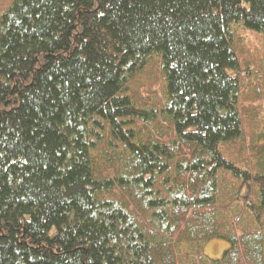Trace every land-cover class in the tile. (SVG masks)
<instances>
[{
  "label": "trees",
  "instance_id": "1",
  "mask_svg": "<svg viewBox=\"0 0 264 264\" xmlns=\"http://www.w3.org/2000/svg\"><path fill=\"white\" fill-rule=\"evenodd\" d=\"M240 25L264 32V0H13L0 264H264V83H240Z\"/></svg>",
  "mask_w": 264,
  "mask_h": 264
},
{
  "label": "rangeland",
  "instance_id": "2",
  "mask_svg": "<svg viewBox=\"0 0 264 264\" xmlns=\"http://www.w3.org/2000/svg\"><path fill=\"white\" fill-rule=\"evenodd\" d=\"M13 0H0V16L3 14ZM236 43L235 50L238 54L239 69L237 74L242 84H251L255 80L264 83V32L251 31L245 29L242 25L235 28ZM234 72V70H231ZM236 72V71H235ZM258 104V103H257ZM259 104L264 110V91ZM256 105V104H255ZM245 119V118H244ZM259 125L264 127V114H262ZM246 135L257 129L250 116L245 120ZM230 243L221 238H214L208 241L204 247V252L212 259L221 258Z\"/></svg>",
  "mask_w": 264,
  "mask_h": 264
}]
</instances>
